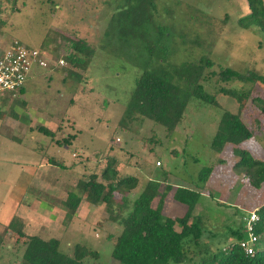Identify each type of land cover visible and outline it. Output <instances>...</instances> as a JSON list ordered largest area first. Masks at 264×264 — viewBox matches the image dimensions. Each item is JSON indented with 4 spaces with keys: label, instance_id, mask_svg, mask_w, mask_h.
<instances>
[{
    "label": "rangeland",
    "instance_id": "rangeland-1",
    "mask_svg": "<svg viewBox=\"0 0 264 264\" xmlns=\"http://www.w3.org/2000/svg\"><path fill=\"white\" fill-rule=\"evenodd\" d=\"M122 2L0 0L3 44L16 39L23 46L39 49L52 59L63 58L64 65L54 69L67 77L65 84L59 85L55 74L49 73L52 78L49 74L43 77L29 93L27 90L22 95L0 92V120L15 119L13 111L18 114L24 103L23 110L29 115L40 113L44 119L54 115V122L44 126L61 129H53L54 136L44 134L54 139L49 147L43 146L40 153L46 151L55 157L60 146L61 153L68 156L63 158L67 175H70L66 177V194L77 181L87 179L92 173L97 175V181L106 183L99 175L108 158L116 157L114 168L118 176L132 175L137 181L128 191L112 192L111 215L124 214L149 177L156 178L160 183L159 192H164L161 212L166 216L182 215L185 211V206L172 198L176 185L198 190L200 196L193 211L201 216L207 229L203 239L209 241L211 249L225 247L230 241L228 231L239 226L241 215L264 203V184L253 187L243 174L232 168L236 156L232 155L229 145L216 152L209 147V142L221 112H235L241 107L240 118L251 136L238 147L247 150L255 159L264 158V120L251 102L253 96L264 99V84L254 83L249 99L239 103L216 90L219 86L239 89L242 83L223 81L216 73L219 68L229 67L238 72L254 71L264 75V38L237 25V19L248 10L245 0H151L155 23L171 27L172 52L168 61L174 64L195 62L206 55L212 65L204 70L203 86L210 94L215 93L218 103L217 107H212L197 100L190 101L175 129L167 133L162 126L141 116L119 119L145 60L144 40L138 42L141 46L138 52L132 47L136 40L124 41L116 34L113 38V34L104 33L111 15L118 11ZM55 5L61 8V13ZM76 40L93 49L84 68L71 66L65 59L70 42ZM39 119V116L34 117L32 122L39 123ZM2 125L5 124L0 127ZM36 126L33 128L38 131ZM15 127H19L17 133L22 134L29 126L17 123ZM75 132H80L76 140L58 145L61 144L58 140L76 135ZM18 137L28 143L29 138L23 134ZM5 146L6 143L0 142V180L5 176L6 158L11 154ZM203 166L210 167V172L201 183L197 173ZM161 171L166 174L163 176ZM166 183L171 185L168 190H164ZM36 193L42 195L38 190ZM157 200L155 196L151 205L155 206ZM73 213L68 220L60 213L53 225L34 227L33 235L57 239L60 249L67 254H71L78 243L97 251V257H86L88 264H118L110 250L121 226L118 220L111 218L104 203L92 204L82 195ZM0 238V264H19L25 237L1 231Z\"/></svg>",
    "mask_w": 264,
    "mask_h": 264
},
{
    "label": "trees",
    "instance_id": "trees-1",
    "mask_svg": "<svg viewBox=\"0 0 264 264\" xmlns=\"http://www.w3.org/2000/svg\"><path fill=\"white\" fill-rule=\"evenodd\" d=\"M245 1L248 10L237 19V25L242 29H251L264 38L263 0ZM118 7V11L111 15L104 33L113 34V38L116 34L118 39L124 41L130 38L136 40L132 47L138 52L141 48L139 41H145L144 66L134 80L119 119L141 116L171 133L180 122L190 101L197 100L217 107L215 93L210 94L203 86L206 78L204 70L210 68L212 61L202 55L195 62L170 63L167 57L172 52L171 27L155 23L151 0H123ZM69 47L70 51L65 56L67 62L71 66L84 68L93 55V49L78 40L71 41ZM216 75L223 81L238 80L242 83L239 89L219 86L216 90L239 103L249 99L254 83L264 84V75L254 71L238 72L223 67L219 68ZM251 102L264 120V99L253 96ZM240 110L241 107H238L235 112H221L209 147L219 152L229 145L232 155L236 156L232 168L243 174L253 187L258 188L264 184V158L255 159L247 150L238 147L251 136V131L240 118ZM37 130L52 136V132L45 127L39 126ZM70 136L72 135H67L61 141L69 142ZM116 159L109 157L99 175L106 183L97 181L95 173L85 180L80 179L74 188L67 192L63 205L66 209L64 217L68 220L82 195L92 204L104 203L111 218L118 220L121 226L110 250L111 257L118 264H264V238L261 235L264 232V205L261 203L256 209L258 220L253 229L254 233L259 235L260 242L252 256L244 254L239 247V240L246 236L242 231L241 222L238 227L229 229L230 241L225 247L209 248V241L203 239L207 229L204 228L201 216L193 211L200 192L184 185H176L172 192V198L185 206L182 215L170 217L161 212L164 192H159L160 183L156 178L146 181L141 191L126 207L124 214L111 215L112 192L119 189L128 191L135 187L137 181L132 175L118 176L114 168ZM209 172L210 167L203 166L197 173L198 181L204 182ZM160 173L163 176L166 174L164 171ZM170 187L171 185L166 183L164 190ZM155 196H158V200L156 205L152 206L151 201ZM19 223L17 218H12L9 223L12 230L20 237H25L19 264H88L86 257L98 256L97 251L88 250L79 243L73 246L71 254H67L60 249L57 239L25 235L21 232Z\"/></svg>",
    "mask_w": 264,
    "mask_h": 264
},
{
    "label": "crops",
    "instance_id": "crops-1",
    "mask_svg": "<svg viewBox=\"0 0 264 264\" xmlns=\"http://www.w3.org/2000/svg\"><path fill=\"white\" fill-rule=\"evenodd\" d=\"M55 6H57L58 12L61 13V8L58 5ZM3 43L4 39L0 38V49L6 46ZM54 68L59 67H52L49 70H34L33 74L24 82L19 93L22 95L24 90H27L29 93L38 86L36 82H41L42 78L49 73L55 74L54 78L57 79V84H65L67 77L62 76L61 72L59 73ZM49 77L52 78L51 75ZM64 88L67 89L65 85ZM25 106L26 104L24 103V107L20 108L18 114L13 111L12 115L15 119L0 120V124H5L0 127V142L6 143L7 152L11 153L6 158L8 159V163L5 164V176L0 180V234L1 231L16 234L9 227L12 218L19 220L22 233L33 235L35 233H32V231L36 230L34 227L42 225L51 226L53 225V221L59 219L60 213H64L62 215L64 216L66 212L63 205V201L67 195L65 182L66 177H70V175H67L63 158L68 156L61 153L62 149L59 148L60 146L57 147L58 150L56 149L55 157H51L46 151L40 153V150L44 148L43 146L49 147L51 140L54 138L52 139V137L46 136L33 128L35 124H37L36 127H46L44 126L46 125L45 123H49L50 125V123L54 122V115L48 119L41 118L40 113L29 115L23 110ZM37 116L40 117L39 120L43 124L32 122L35 121L34 117ZM17 123L22 126H29L26 130L22 131L23 136L29 138L27 144H25L26 142H22L23 139L17 138L18 135H22L17 133L20 130L19 127H15ZM46 128L52 132V135L54 133L53 129H57L58 131L61 129V127ZM79 133L70 136L71 141L69 139V142L58 140L61 143L58 145H62V143H65V145L70 144L76 140ZM43 143L44 145H42ZM54 144L56 145V143ZM72 153L74 154V152ZM13 163H15L14 166L12 165ZM58 164H61V166ZM7 176L9 177L7 178ZM37 190L42 195L37 194ZM1 242L2 239L0 240V244Z\"/></svg>",
    "mask_w": 264,
    "mask_h": 264
},
{
    "label": "built area",
    "instance_id": "built-area-1",
    "mask_svg": "<svg viewBox=\"0 0 264 264\" xmlns=\"http://www.w3.org/2000/svg\"><path fill=\"white\" fill-rule=\"evenodd\" d=\"M64 63L61 57L52 59L43 51L27 48L13 39L0 49V92L15 95L34 70H49L52 67H61ZM257 220L256 209L246 211L240 218L241 228L246 236L239 240V247L246 255L252 256L260 242L259 235L253 231ZM261 235L264 238V232Z\"/></svg>",
    "mask_w": 264,
    "mask_h": 264
}]
</instances>
